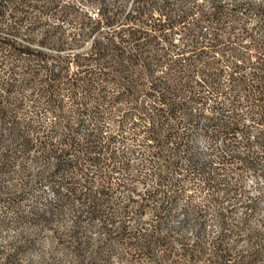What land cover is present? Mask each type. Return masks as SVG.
<instances>
[{
  "label": "trees",
  "instance_id": "trees-1",
  "mask_svg": "<svg viewBox=\"0 0 264 264\" xmlns=\"http://www.w3.org/2000/svg\"><path fill=\"white\" fill-rule=\"evenodd\" d=\"M67 46L80 48L58 53ZM42 107L53 116L46 125L33 117ZM123 107L135 125L148 122L150 142L173 144L159 182L181 167L183 178H201L198 190L223 198L188 199L181 214L172 210L177 192L136 198L128 187L121 200L111 173L127 175L129 164L109 147L115 132L98 123ZM23 159L40 167L0 199V229L20 228L0 244V264H140L157 251L169 258L173 242L181 264H264V192H239L244 171L264 179V0H0V176L23 170ZM145 209L151 223L141 222Z\"/></svg>",
  "mask_w": 264,
  "mask_h": 264
},
{
  "label": "rangeland",
  "instance_id": "rangeland-1",
  "mask_svg": "<svg viewBox=\"0 0 264 264\" xmlns=\"http://www.w3.org/2000/svg\"><path fill=\"white\" fill-rule=\"evenodd\" d=\"M67 2H77L81 3L84 0H63ZM233 0H228V2H232ZM240 2H248L252 1L253 3H257L260 0H237ZM84 5H88L84 2ZM87 8V7H86ZM91 14H96L97 9L89 7ZM155 17H158V14L155 13ZM245 18H251L250 22L253 26L258 25V20L255 14H243ZM65 36L68 39L69 30L67 28V24H64ZM105 31L108 32L109 29L105 27ZM34 45H39L34 44ZM80 47H66L65 49L58 51V53L62 55H67L68 53H73L77 51ZM48 52L55 54L57 52L56 49H53L51 46H44ZM225 68V73L229 70L226 65L223 66ZM224 73V74H225ZM226 75L223 76L225 78ZM207 96H210L208 92H206ZM28 93L27 95H29ZM142 98V95L140 96ZM208 100V98H207ZM142 101V99H141ZM193 106V105H192ZM73 107L69 100L64 101V110L66 114H70ZM115 113V112H114ZM137 115L132 114L128 108L123 107V109L119 112H116L112 119L109 121L107 119H100L98 125L103 127V131L109 132V130H113L117 135L116 140L112 141L109 145L112 149L116 150L117 154H119L120 161L129 164V172L126 175L119 174V171H114L111 173L112 184L114 186L113 192L121 198V200H126L128 196L131 194V190H128V187H133L137 192L136 198H140L145 196L148 192H156L159 196L160 192H177L179 197L174 206H172L173 212L177 214H181V209L186 205L188 199H191L195 204H203L209 202L212 197L223 198L222 192L223 190L216 189L215 191H210L205 188L198 190L199 184H201L200 177H193L189 179V177L183 178V174L186 172L181 169V167H172L167 172V177L165 180L159 182V180L155 177V174L161 170L162 164H164L171 156L170 150L173 147L171 141L165 140L164 143H158L156 141H149L147 137L146 128L148 126V122L144 119H139L136 122V125L133 123L136 119ZM36 124L42 123L44 125L49 124L51 119L53 118L52 113L46 111V108H40L34 115ZM244 123L249 126H253L252 121L249 118H244ZM91 124V123H90ZM135 132V134L130 132ZM256 134V130H250V137ZM238 141L241 140V135L238 136ZM197 147L199 149H206V142L198 138L196 141ZM237 150L239 153L242 152V146L239 143ZM179 162H181V152ZM242 154V153H241ZM206 158V157H205ZM119 160H117L116 164L118 165ZM40 167L39 162L34 163L29 159H23V170H19L18 172H7L0 176V199H4L12 196L13 194L19 193L23 183L28 178V174L31 172H35ZM233 173L235 177H239V174L242 175L238 169L232 167ZM235 169V170H234ZM94 169L91 168L89 174H92ZM116 170V169H115ZM242 175L243 186L244 189L239 192H249V195H252L256 192H264V179L255 176L252 171H244ZM215 179L220 181L224 180L223 172L221 170H217V174H215ZM29 180V179H27ZM181 186L183 187L182 193L184 195L181 196ZM196 187V188H195ZM43 192L47 198L52 199L53 192L49 186L43 185ZM195 188V189H194ZM30 192L34 194L41 193V190L34 189ZM241 201L247 200V196L242 195L238 197ZM227 201V200H226ZM124 202V201H123ZM6 202H0V212L5 208ZM239 205V204H238ZM136 206L133 205L132 208ZM261 207H264V200L261 202ZM15 210V208H14ZM241 208L237 209L236 214H240ZM13 211H10L6 214V219L12 221L15 217ZM3 215V214H2ZM260 217L262 222H264V212L260 213ZM153 221V213L151 209H145V213L141 218L142 223H151ZM146 227L147 225H143ZM143 227V228H144ZM211 228L215 231L217 228L212 225ZM262 231H264V225L260 227ZM20 228H14L13 226H9L6 228L0 229V244H6L10 240L16 239L18 237V233ZM45 248L54 247V242L50 239L45 240L43 243ZM118 251L122 250V247L116 246ZM170 254L169 258H164L162 256L161 251H157L156 257L154 260L149 258H144L141 260L140 264H181V244L179 242H173L171 247L169 248ZM36 258V256H33Z\"/></svg>",
  "mask_w": 264,
  "mask_h": 264
}]
</instances>
